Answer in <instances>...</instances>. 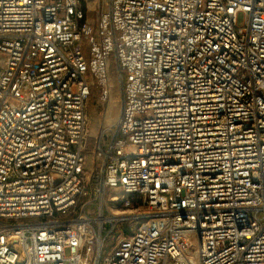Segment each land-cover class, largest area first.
<instances>
[{"label":"built area","instance_id":"built-area-1","mask_svg":"<svg viewBox=\"0 0 264 264\" xmlns=\"http://www.w3.org/2000/svg\"><path fill=\"white\" fill-rule=\"evenodd\" d=\"M0 264H264V0H0Z\"/></svg>","mask_w":264,"mask_h":264},{"label":"rangeland","instance_id":"rangeland-1","mask_svg":"<svg viewBox=\"0 0 264 264\" xmlns=\"http://www.w3.org/2000/svg\"><path fill=\"white\" fill-rule=\"evenodd\" d=\"M236 26H242L245 21V16L242 13L236 15ZM109 83V94L105 102H100L97 99L96 91H92L89 100L86 105V114L88 118V132L90 137H94L101 128L110 127L115 118L119 113L120 98H119V87L113 75L108 79ZM134 224L130 228H118L115 230L116 235L122 232L128 234L132 231ZM113 237L109 242H113Z\"/></svg>","mask_w":264,"mask_h":264}]
</instances>
